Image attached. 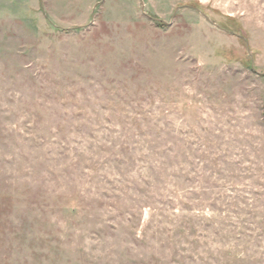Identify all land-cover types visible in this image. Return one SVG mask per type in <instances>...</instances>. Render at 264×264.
<instances>
[{
	"label": "rangeland",
	"instance_id": "374dc122",
	"mask_svg": "<svg viewBox=\"0 0 264 264\" xmlns=\"http://www.w3.org/2000/svg\"><path fill=\"white\" fill-rule=\"evenodd\" d=\"M0 264H264V0H0Z\"/></svg>",
	"mask_w": 264,
	"mask_h": 264
}]
</instances>
